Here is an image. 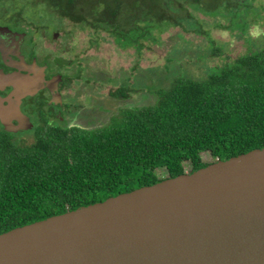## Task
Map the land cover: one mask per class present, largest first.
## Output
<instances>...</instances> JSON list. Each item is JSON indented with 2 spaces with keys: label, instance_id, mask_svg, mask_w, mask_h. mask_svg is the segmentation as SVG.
Here are the masks:
<instances>
[{
  "label": "trees",
  "instance_id": "obj_1",
  "mask_svg": "<svg viewBox=\"0 0 264 264\" xmlns=\"http://www.w3.org/2000/svg\"><path fill=\"white\" fill-rule=\"evenodd\" d=\"M29 1L40 5L27 22L38 26L42 5L92 26L98 37L108 32L138 57L162 43L169 26L177 24L182 32L162 68L135 64L115 81L113 95L140 94L144 103L122 104L107 123L97 115L99 125L89 128L62 124L42 112L34 128L21 133L0 124V233L264 146V30L258 36L250 31L264 25L263 1ZM215 27L244 39L248 49L233 56L230 42L213 36ZM189 31L201 34V42L183 35ZM71 86L73 94L81 93ZM66 108L72 120L88 109Z\"/></svg>",
  "mask_w": 264,
  "mask_h": 264
},
{
  "label": "water",
  "instance_id": "obj_2",
  "mask_svg": "<svg viewBox=\"0 0 264 264\" xmlns=\"http://www.w3.org/2000/svg\"><path fill=\"white\" fill-rule=\"evenodd\" d=\"M0 264H264V146L2 232Z\"/></svg>",
  "mask_w": 264,
  "mask_h": 264
},
{
  "label": "rangeland",
  "instance_id": "obj_3",
  "mask_svg": "<svg viewBox=\"0 0 264 264\" xmlns=\"http://www.w3.org/2000/svg\"><path fill=\"white\" fill-rule=\"evenodd\" d=\"M262 1L264 2V0H257L255 4L259 5ZM15 3L23 10L25 19L22 11L14 10ZM39 5L40 2L34 6V3H31L29 0H0V23H4L7 19L11 22V30L19 29L27 33L31 30L30 26L37 30L41 27L39 31L40 41L46 39L47 35L53 31V36L55 37L52 45L55 49L53 48V50L62 53V59L64 60L61 62H69L70 75L72 77H81L83 80L80 81V84L74 83L75 87L82 89V94L75 100V103H83L84 106L88 107L87 113L79 120L82 126L88 128L97 124V115H100V119L104 120L102 123H107L110 117L118 113L120 107L124 106L122 104L127 102L144 103V99L140 98V94L130 92L129 95L121 98L113 95L112 93L119 86L116 82L121 78L123 80V76L130 73L135 64H139L140 67L144 68H162L166 63V57L171 48L180 41L177 35L182 32L181 27L177 24L169 26L168 30L161 34L162 43L152 44L144 48L142 55L138 57L134 48L119 47L108 32L103 31L98 33V37L94 33L92 26H82L80 23L73 22L60 14L56 16L53 11L43 8L42 5L39 12L43 15V19L39 22V27L34 25L33 22L29 21L35 19ZM12 8L13 10H8ZM198 14L199 17H206V15ZM206 18L211 19L208 16ZM20 19L23 22L18 25ZM27 20L29 21L27 22ZM263 30L264 25L257 24L253 25L250 31L258 36ZM212 34L222 42H230V50L233 56H238L248 49V45L244 39L233 37L228 30L215 27L212 29ZM183 35L189 39L191 38L194 43L201 42L203 37L201 34L197 35L194 31L186 32ZM187 52L195 60L196 57L193 55V52ZM72 59H74V63L70 61ZM214 60H218V58L214 56ZM97 101L100 102L99 106H97ZM36 121L37 118L34 119V122ZM38 127L35 128V132H38ZM24 138L29 141L33 139L32 136L26 134ZM204 158L208 159L210 157L204 155Z\"/></svg>",
  "mask_w": 264,
  "mask_h": 264
},
{
  "label": "flooded vegetation",
  "instance_id": "obj_4",
  "mask_svg": "<svg viewBox=\"0 0 264 264\" xmlns=\"http://www.w3.org/2000/svg\"><path fill=\"white\" fill-rule=\"evenodd\" d=\"M30 27L31 30L27 33L19 29L11 30V24L7 19L4 23H0L1 107L7 108L11 97L14 100L20 99L21 117L32 121L33 124L35 118H39L42 112H46V117L58 119L62 124L82 125L79 122L81 117L72 120L69 114L72 110L66 108L69 105L76 111L78 110L76 106L83 105V103H75L82 93L73 94L75 88L71 87V85L75 86L71 81H81V77H72L69 62H61L64 60L62 53L53 50L55 38L53 31L47 35L46 39L40 41V29ZM70 61L74 63V59ZM34 77L42 79V87L35 94L31 95L28 92L23 94V90L29 89L24 86L31 85L27 84L29 81L32 84L36 81ZM7 110L10 112L9 107ZM11 121L12 127L18 130L8 132L20 133L28 130L25 122L13 117ZM0 124L6 130L1 122Z\"/></svg>",
  "mask_w": 264,
  "mask_h": 264
}]
</instances>
